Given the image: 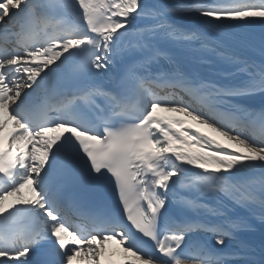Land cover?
<instances>
[{"label": "snow or ice", "instance_id": "1", "mask_svg": "<svg viewBox=\"0 0 264 264\" xmlns=\"http://www.w3.org/2000/svg\"><path fill=\"white\" fill-rule=\"evenodd\" d=\"M257 221L264 0H0V264H264Z\"/></svg>", "mask_w": 264, "mask_h": 264}, {"label": "bare ground", "instance_id": "2", "mask_svg": "<svg viewBox=\"0 0 264 264\" xmlns=\"http://www.w3.org/2000/svg\"><path fill=\"white\" fill-rule=\"evenodd\" d=\"M253 106H255L253 103H258L260 104L259 100H255V101H251L250 102ZM242 211V210H241ZM246 236H248L246 239L250 240L253 239L254 236H259L264 234V228L261 227V225L259 224V222L257 221L256 225H255V231L254 232H250V233H245ZM111 247H113L112 245H110Z\"/></svg>", "mask_w": 264, "mask_h": 264}]
</instances>
